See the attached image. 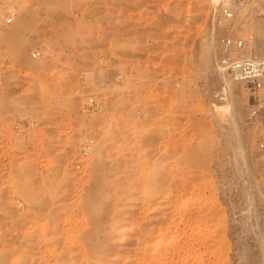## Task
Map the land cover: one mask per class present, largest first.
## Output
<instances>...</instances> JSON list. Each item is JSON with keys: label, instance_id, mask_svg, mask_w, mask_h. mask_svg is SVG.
I'll return each instance as SVG.
<instances>
[{"label": "rangeland", "instance_id": "obj_1", "mask_svg": "<svg viewBox=\"0 0 264 264\" xmlns=\"http://www.w3.org/2000/svg\"><path fill=\"white\" fill-rule=\"evenodd\" d=\"M0 25V264H264V126L217 60L264 54V0H0Z\"/></svg>", "mask_w": 264, "mask_h": 264}, {"label": "built area", "instance_id": "obj_2", "mask_svg": "<svg viewBox=\"0 0 264 264\" xmlns=\"http://www.w3.org/2000/svg\"><path fill=\"white\" fill-rule=\"evenodd\" d=\"M224 14L230 15L227 9ZM13 17L3 18L4 24L12 22ZM2 26L0 25V32ZM39 51H34V55H39ZM218 63L225 69L227 74L235 81L245 85L249 91L247 99L248 113L252 120L264 126V55L249 52L246 49L245 40L234 36H223L219 41ZM98 104L94 98L88 100L84 110H89ZM264 157V144L262 145ZM90 151L91 145L84 148Z\"/></svg>", "mask_w": 264, "mask_h": 264}, {"label": "bare ground", "instance_id": "obj_3", "mask_svg": "<svg viewBox=\"0 0 264 264\" xmlns=\"http://www.w3.org/2000/svg\"><path fill=\"white\" fill-rule=\"evenodd\" d=\"M253 3V2H252ZM263 11V10H262ZM10 31V30H9ZM20 32V31H19ZM9 34H8V36H11V38L13 39V37H15V35H16V32H13L12 30L10 31V32H8ZM8 38V37H7ZM10 38V37H9ZM9 41V40H8ZM246 49L249 51V52H251L252 50H250L248 47H246ZM257 53V52H256ZM260 54V53H259ZM262 55H264V54H262ZM219 66L220 67H222L220 64H219ZM223 68V67H222ZM224 69V68H223ZM225 70V69H224ZM232 78V77H231ZM233 79V78H232ZM234 80V79H233ZM159 181V180H158ZM161 182V181H160ZM165 182V181H164ZM162 183V182H161ZM162 186V185H161ZM163 205H164V203H163ZM185 209V208H184ZM172 210V209H171ZM138 219V218H137ZM139 220V219H138ZM174 222V221H173ZM140 225V224H139ZM262 225H264V223L262 224ZM263 229V228H262ZM133 230H134V228H129V229H125V230H122L120 233H119V235H118V240H119V242H126V240H128L129 238H130V236H131V234H132V232H133ZM135 232V231H134ZM264 234V233H263ZM128 238V239H127ZM94 251H96V250H94ZM59 254V253H58ZM92 254V253H91ZM94 255V254H93ZM104 255V254H103ZM64 256V255H63ZM97 258V257H96ZM63 260V259H62ZM69 260H71V259H69ZM105 260V259H104ZM103 260V261H104ZM61 261V260H60ZM64 261V260H63ZM102 261V260H101ZM99 262L100 264L102 263V262ZM108 261V260H107ZM62 263V262H61ZM89 263H91V262H89ZM98 263V264H99ZM60 264V263H59ZM65 264V263H64ZM71 264V263H70ZM92 264H95L94 262H92ZM103 264V263H102Z\"/></svg>", "mask_w": 264, "mask_h": 264}]
</instances>
